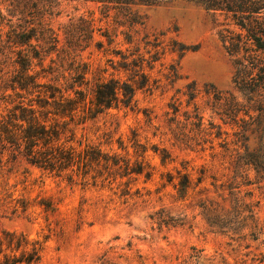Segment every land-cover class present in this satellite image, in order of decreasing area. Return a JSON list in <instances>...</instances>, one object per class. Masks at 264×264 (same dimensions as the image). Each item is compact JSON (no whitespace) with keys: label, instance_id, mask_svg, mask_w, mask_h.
<instances>
[{"label":"rangeland","instance_id":"1","mask_svg":"<svg viewBox=\"0 0 264 264\" xmlns=\"http://www.w3.org/2000/svg\"><path fill=\"white\" fill-rule=\"evenodd\" d=\"M134 9L142 23L92 0H0L4 39L30 19L54 30L57 50L33 71H50L40 80L66 95L78 89L90 103L98 83L129 81L126 65L141 56L146 75L130 105L66 118L68 145L118 160L104 169L101 157L86 185L68 180L80 178L76 166L57 176L0 146V234L44 240L34 264H264V94L251 98L234 83L245 50L263 61L264 51L227 11L189 0ZM1 52L4 115L11 90L2 87L16 65L10 49ZM139 163L143 172H132ZM184 175L191 183L180 197Z\"/></svg>","mask_w":264,"mask_h":264},{"label":"trees","instance_id":"2","mask_svg":"<svg viewBox=\"0 0 264 264\" xmlns=\"http://www.w3.org/2000/svg\"><path fill=\"white\" fill-rule=\"evenodd\" d=\"M102 4L103 7L117 9L123 15L129 17L132 23H142L143 16L139 14V5H155L165 0H92ZM205 6L209 10L227 11L235 20L236 24L248 31L257 49L264 51V36L257 35L254 31H264V0H189ZM31 16L35 15L37 4L30 6ZM17 8H15L16 10ZM0 19L1 15H0ZM32 19L26 21L34 24ZM2 22H0V26ZM18 27L10 25L3 38L0 30V52L10 49L14 53V73L2 87L7 102L11 106L6 108V114L0 115V146L3 149L14 148L27 157L28 161L44 170L50 171L57 176H63L68 170L74 171L80 178L75 180L73 174H68V180L73 183H82L89 176L91 170H96L104 159V169L115 165L118 160L105 155L100 149L83 150L77 152L75 147L68 145L69 140L64 139L68 132V119H75L80 115L86 121L97 117L110 108L121 104L126 106L134 101L137 90L146 84V75L142 72L143 57L127 63V69L133 71L129 81L111 78L97 84L94 97L90 103H86L84 93L75 90V97L65 94L63 88L52 82H43L46 72H34L35 60L42 65L45 53L56 51L58 38L54 30L45 22L39 21L35 25ZM44 40L46 47H39L32 43L33 39ZM71 46V45H70ZM236 60L237 73L234 83L251 98L260 97L264 94V61L249 54L248 49ZM240 54V51H236ZM132 65V66H131ZM131 66V67H130ZM33 72V73H31ZM82 79L71 83L81 85ZM140 79H136V76ZM57 80V79H56ZM11 100V101H10ZM260 133V140L264 143V131ZM157 148V147H156ZM114 159V161H113ZM111 160L113 162H111ZM111 169V168H110ZM132 172L141 174L143 165L138 164ZM97 175H103L101 169H97ZM95 175V177H97ZM149 176V173H147ZM173 177H170L169 181ZM83 181V182H82ZM190 178L184 175L176 185L179 196L185 197L190 186ZM44 249V240L30 239L24 233L4 230L0 234V264H34L41 260Z\"/></svg>","mask_w":264,"mask_h":264}]
</instances>
